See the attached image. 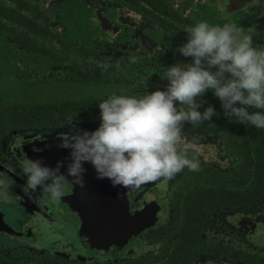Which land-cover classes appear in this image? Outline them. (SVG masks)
Returning a JSON list of instances; mask_svg holds the SVG:
<instances>
[{"label": "flooded vegetation", "instance_id": "flooded-vegetation-1", "mask_svg": "<svg viewBox=\"0 0 264 264\" xmlns=\"http://www.w3.org/2000/svg\"><path fill=\"white\" fill-rule=\"evenodd\" d=\"M201 21L235 24L264 48V0H0V113L66 102L39 127L0 128V264H264L263 182L245 171L263 163L264 128L227 115L213 90L196 102L216 114L182 129L199 171L137 190L68 179L58 201L26 189L40 141L96 130L113 95L166 90L167 68L192 63L178 48Z\"/></svg>", "mask_w": 264, "mask_h": 264}, {"label": "clouds", "instance_id": "clouds-1", "mask_svg": "<svg viewBox=\"0 0 264 264\" xmlns=\"http://www.w3.org/2000/svg\"><path fill=\"white\" fill-rule=\"evenodd\" d=\"M185 32L187 43L178 51L192 57V63L167 68L166 90L141 98L113 95L101 102L96 130L62 137L60 147L70 150L67 175L60 171L61 162L50 168L42 160H28L22 167L26 189L35 193L39 188L47 199L58 201L69 177L83 186L85 163L97 179L130 190L171 180L184 169L199 171V162L188 156L191 143L181 147L182 129L184 122L210 121L216 114L211 106L197 110L196 98L207 90L214 91L227 115L264 128V111L250 113L245 107L264 110V48H254L251 36L235 24L220 27L201 21ZM177 102L187 108L178 110Z\"/></svg>", "mask_w": 264, "mask_h": 264}, {"label": "trees", "instance_id": "trees-1", "mask_svg": "<svg viewBox=\"0 0 264 264\" xmlns=\"http://www.w3.org/2000/svg\"><path fill=\"white\" fill-rule=\"evenodd\" d=\"M42 99L39 101H31L30 103L22 105L23 102L13 101L12 104L8 106H3L5 110L1 111L0 113V128L3 126L7 127L8 129L14 128L17 129L18 127H30L36 128L40 126V123L48 122V114L49 112L56 109V111H60L64 108V104L66 102L58 103L57 106H54V101L49 98L48 95L41 96ZM21 110L24 111L26 114L24 115ZM33 111V113H31ZM7 112L6 114H2ZM10 112V113H9ZM1 133V132H0ZM244 169V167H243ZM243 169L239 168L241 172H244ZM245 171L248 173H254L258 176L255 178V183L263 182L264 187V160L261 164H250L247 166V170Z\"/></svg>", "mask_w": 264, "mask_h": 264}, {"label": "water", "instance_id": "water-1", "mask_svg": "<svg viewBox=\"0 0 264 264\" xmlns=\"http://www.w3.org/2000/svg\"><path fill=\"white\" fill-rule=\"evenodd\" d=\"M39 143L38 144L40 145V148L38 149V151H32L28 155L29 160H42V162L50 168H54L57 165V162H61L64 167H61L60 171L67 175L66 167L70 162V150L67 148L65 149L56 146L54 139H45L40 141ZM84 167L86 169V172L83 175V180H87L89 182H98L99 179L96 178V172L94 168L88 163H85ZM68 179L71 178L69 177ZM106 180L107 179H103L102 181ZM100 188H103V185H100Z\"/></svg>", "mask_w": 264, "mask_h": 264}]
</instances>
